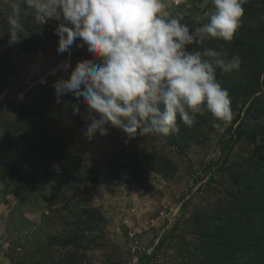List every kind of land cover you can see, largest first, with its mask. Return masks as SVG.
Masks as SVG:
<instances>
[{"label": "rangeland", "instance_id": "374dc122", "mask_svg": "<svg viewBox=\"0 0 264 264\" xmlns=\"http://www.w3.org/2000/svg\"><path fill=\"white\" fill-rule=\"evenodd\" d=\"M213 10L165 0L190 31ZM25 11L9 46L0 0V264H145L146 254L148 264H264V0H247L232 41L188 46L240 56L238 71L216 72L232 120L197 115L188 127L178 116V133L127 144L111 126L88 140L86 106L77 116L71 94L57 102L53 84L70 72L58 68L69 57L57 52L58 21ZM81 59L92 56L74 44L70 62Z\"/></svg>", "mask_w": 264, "mask_h": 264}, {"label": "clouds", "instance_id": "9594fccd", "mask_svg": "<svg viewBox=\"0 0 264 264\" xmlns=\"http://www.w3.org/2000/svg\"><path fill=\"white\" fill-rule=\"evenodd\" d=\"M7 16L8 45L25 34L22 17L43 24L58 21L57 52L69 57L58 68L70 72L53 84L57 102L67 94L87 109L83 135L91 140L109 135V126L124 133L127 144L137 137L166 139L191 127L197 115L210 114L213 126L233 118L231 97L216 72L238 71L241 58L207 47L189 50L205 39L233 40L241 25L247 0H211L208 22L190 31L181 15L165 11V0H2ZM180 0H167V7ZM24 4L26 7H21ZM264 18V17H262ZM87 47L92 59L73 66L71 49ZM99 61V62H97ZM56 70H53V74ZM41 82H44L43 80Z\"/></svg>", "mask_w": 264, "mask_h": 264}, {"label": "trees", "instance_id": "16d2710c", "mask_svg": "<svg viewBox=\"0 0 264 264\" xmlns=\"http://www.w3.org/2000/svg\"><path fill=\"white\" fill-rule=\"evenodd\" d=\"M224 227V226H223ZM227 233H229V232H227V230H225V231H223L222 233H220V235L222 234L223 236H226L227 235ZM244 240V242L246 243L247 241H251V240H253V237L252 236H248V234H246V235H244L240 240H233V241H236L237 243L240 241L241 242V240ZM152 257V255H150V254H146L145 255V258H146V262H145V264H148V262H149V260H150V258ZM214 257L216 258H218L219 257V255L218 254H215L214 255ZM254 264H255V262H254ZM260 264V263H259Z\"/></svg>", "mask_w": 264, "mask_h": 264}]
</instances>
